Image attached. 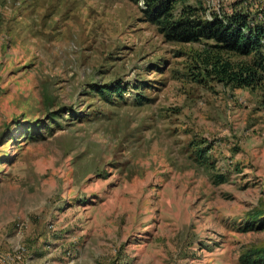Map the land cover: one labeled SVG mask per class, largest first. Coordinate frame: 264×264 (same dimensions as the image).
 Returning <instances> with one entry per match:
<instances>
[{"label":"rangeland","instance_id":"rangeland-1","mask_svg":"<svg viewBox=\"0 0 264 264\" xmlns=\"http://www.w3.org/2000/svg\"><path fill=\"white\" fill-rule=\"evenodd\" d=\"M200 2L208 17L242 0ZM142 10L0 0L1 256L237 264L264 248V230L240 229L264 215L263 94L198 77L201 46L165 41ZM112 88L122 94L100 96Z\"/></svg>","mask_w":264,"mask_h":264},{"label":"trees","instance_id":"trees-1","mask_svg":"<svg viewBox=\"0 0 264 264\" xmlns=\"http://www.w3.org/2000/svg\"><path fill=\"white\" fill-rule=\"evenodd\" d=\"M187 1L142 0L141 14L165 41L201 46L192 59L198 77L224 88L259 90L264 96V24L256 20L258 13L249 14L244 6L247 0H242L228 12L211 13L207 18L201 0H195L192 6ZM106 87L111 89L110 85ZM121 94L118 88L100 92L107 100ZM199 153L197 150L196 157ZM200 163L204 164V159ZM209 179L216 185L227 181L222 174H209ZM240 229L241 233L263 231L264 215L259 211L246 215ZM237 264H264V248L244 249Z\"/></svg>","mask_w":264,"mask_h":264},{"label":"built area","instance_id":"built-area-1","mask_svg":"<svg viewBox=\"0 0 264 264\" xmlns=\"http://www.w3.org/2000/svg\"><path fill=\"white\" fill-rule=\"evenodd\" d=\"M139 1L141 2L142 0ZM254 1H256L258 4V7L255 8L256 9L255 11L258 13L256 20H259L264 24V0H254ZM23 253H24L23 248L17 246L12 250L11 255H6V256L0 255V264H17L18 262L21 261Z\"/></svg>","mask_w":264,"mask_h":264}]
</instances>
